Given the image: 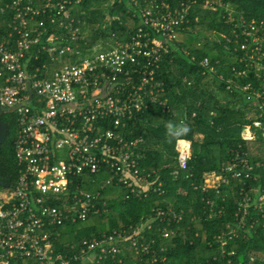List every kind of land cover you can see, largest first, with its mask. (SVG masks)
I'll list each match as a JSON object with an SVG mask.
<instances>
[{"label":"built area","instance_id":"built-area-1","mask_svg":"<svg viewBox=\"0 0 264 264\" xmlns=\"http://www.w3.org/2000/svg\"><path fill=\"white\" fill-rule=\"evenodd\" d=\"M172 1L181 2L182 8H172L163 0L135 1L138 11L133 17L140 19L135 33L92 46L80 20L62 15L67 0L41 9L35 8L34 0L0 4V107L16 117L19 172L14 187L0 190V264H159L158 258H149L151 243H141L143 219L128 230L73 243L66 252L56 250L59 234L52 231L67 222H84L92 211L98 213L101 186H122L142 196L157 182L156 171L144 173L139 166L147 159L143 139H132L127 133L130 121L154 105L170 111L157 71L168 50L166 42L174 41L181 30L192 31L191 26L183 27L190 22L186 0ZM53 10L57 14H51ZM40 16L53 24L56 17L62 18L57 23L60 29L49 33L47 21ZM3 17L10 28L5 34ZM238 22L240 31L234 30L226 45L245 53L248 69L237 70L236 75L264 72V23ZM42 55L44 62L35 66ZM254 56L259 59L253 61ZM201 64L216 73L207 58ZM242 90L250 91L249 101H260L258 108L264 111V86L254 90L249 83ZM187 116L176 113L174 117L184 128ZM254 126L259 128L261 123L255 121ZM246 129L250 135L242 137L254 140L252 126ZM191 150L192 141L178 140L175 178L188 170ZM255 168L245 154L238 153L221 168L228 177L213 172L204 178L219 177L215 186L219 187L229 176L252 179ZM80 179L92 190H85ZM215 187L204 182L203 190ZM250 192L239 205L240 228L245 227L248 208H264V194ZM164 214L158 210L155 216L163 220ZM225 234L218 237L223 245ZM170 235L166 232L163 237L167 240ZM229 235H238L237 230L231 229ZM250 261L256 264L254 257Z\"/></svg>","mask_w":264,"mask_h":264},{"label":"trees","instance_id":"trees-1","mask_svg":"<svg viewBox=\"0 0 264 264\" xmlns=\"http://www.w3.org/2000/svg\"><path fill=\"white\" fill-rule=\"evenodd\" d=\"M11 1L0 0V4ZM63 1L34 0V6L41 9L48 3L56 5ZM67 1L62 15L80 20L86 40L92 46L98 42L104 45L108 39L114 43L132 36L140 25V19L133 17L138 11L135 1L146 4L150 0ZM163 1L172 8H182L179 1ZM186 2L190 22L183 27L191 26L192 31L181 30L175 34L174 41L166 42L168 50L163 53L157 71V79L165 84L170 111L154 105L130 121L127 133L132 139H143L141 147L147 159L139 166L144 173L156 171L157 182L142 196L122 186H101L97 189L98 213L92 211L84 222H67L53 229L52 232L59 234L55 242L57 251L66 252L73 243L99 238L113 230H128L143 219L141 243H151L149 258H158L159 264H250L251 257L256 259V264H264V208H248L245 227H238L239 218L243 217L239 211L242 198L250 191L264 194V159L253 155L255 150H264V111L258 108L260 101H249L250 91L242 90L249 83L254 90L264 86V72L238 77L237 70L248 69V59L245 53L238 54L235 48L228 49L226 45L227 37L240 27L238 21L264 23V0ZM57 12L53 10L51 14ZM39 18L47 21L49 33L60 29L57 23L62 18L56 17L55 24L48 17ZM4 19L1 20L3 34L10 30L3 24ZM206 58L216 73L202 66ZM258 59L259 56H254L253 61ZM44 60L42 55L35 66ZM176 113L179 117L188 115V131L174 117ZM2 120L8 125V137L0 146V181L14 187L19 173L14 146L18 125L15 115L4 110ZM255 121L261 127H255ZM248 126H252L253 142L242 137ZM182 138L192 141V150L188 170L175 178V148ZM238 153L245 154L256 166L253 178L236 180L229 176L227 183L204 191V175L216 172L228 177L221 168ZM84 181L79 180L85 190H92ZM158 210H164L163 220L155 216ZM231 229L237 230L238 235H229ZM166 232L171 234L170 239L163 237ZM224 234L223 245L224 241L218 237Z\"/></svg>","mask_w":264,"mask_h":264},{"label":"rangeland","instance_id":"rangeland-1","mask_svg":"<svg viewBox=\"0 0 264 264\" xmlns=\"http://www.w3.org/2000/svg\"><path fill=\"white\" fill-rule=\"evenodd\" d=\"M247 130V129H246ZM246 130L243 131V135L248 138V136L250 135L249 132H246ZM251 138V137H249ZM249 140V139H248ZM251 142H253V140L251 139L250 140ZM253 155L254 156H257V157H261V159H264V150L262 151H257L255 150L253 152ZM255 170V169H254ZM254 174V172H253ZM219 177H214V176H211L208 180L205 181V184L207 186H211V187H215V186H218L219 185ZM118 191V190H117Z\"/></svg>","mask_w":264,"mask_h":264},{"label":"water","instance_id":"water-1","mask_svg":"<svg viewBox=\"0 0 264 264\" xmlns=\"http://www.w3.org/2000/svg\"><path fill=\"white\" fill-rule=\"evenodd\" d=\"M3 110L0 107V146L3 145L8 137V125L2 120ZM0 186L9 187L0 181Z\"/></svg>","mask_w":264,"mask_h":264},{"label":"clouds","instance_id":"clouds-1","mask_svg":"<svg viewBox=\"0 0 264 264\" xmlns=\"http://www.w3.org/2000/svg\"><path fill=\"white\" fill-rule=\"evenodd\" d=\"M184 131H188V129H187V127H186V126H184Z\"/></svg>","mask_w":264,"mask_h":264},{"label":"bare ground","instance_id":"bare-ground-1","mask_svg":"<svg viewBox=\"0 0 264 264\" xmlns=\"http://www.w3.org/2000/svg\"><path fill=\"white\" fill-rule=\"evenodd\" d=\"M246 132H249L248 130H246ZM249 134H250V132H249Z\"/></svg>","mask_w":264,"mask_h":264}]
</instances>
